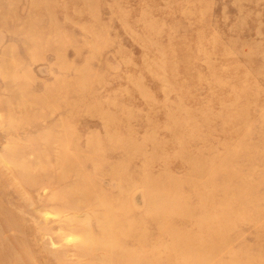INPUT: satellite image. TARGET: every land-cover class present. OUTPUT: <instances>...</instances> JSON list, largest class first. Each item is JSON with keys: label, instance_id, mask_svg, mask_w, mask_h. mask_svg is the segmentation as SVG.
Wrapping results in <instances>:
<instances>
[{"label": "rangeland", "instance_id": "374dc122", "mask_svg": "<svg viewBox=\"0 0 264 264\" xmlns=\"http://www.w3.org/2000/svg\"><path fill=\"white\" fill-rule=\"evenodd\" d=\"M0 264H264V0H0Z\"/></svg>", "mask_w": 264, "mask_h": 264}]
</instances>
